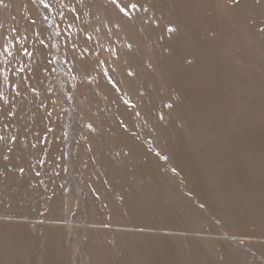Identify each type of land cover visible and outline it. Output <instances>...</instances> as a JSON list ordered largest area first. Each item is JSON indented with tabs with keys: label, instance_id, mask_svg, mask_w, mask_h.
<instances>
[{
	"label": "rangeland",
	"instance_id": "obj_1",
	"mask_svg": "<svg viewBox=\"0 0 264 264\" xmlns=\"http://www.w3.org/2000/svg\"><path fill=\"white\" fill-rule=\"evenodd\" d=\"M0 264H264V0H0Z\"/></svg>",
	"mask_w": 264,
	"mask_h": 264
},
{
	"label": "snow or ice",
	"instance_id": "obj_2",
	"mask_svg": "<svg viewBox=\"0 0 264 264\" xmlns=\"http://www.w3.org/2000/svg\"><path fill=\"white\" fill-rule=\"evenodd\" d=\"M128 7L136 8L137 5L134 4V3H133V4H129V5H125L123 8H121V11H126V9H127Z\"/></svg>",
	"mask_w": 264,
	"mask_h": 264
}]
</instances>
